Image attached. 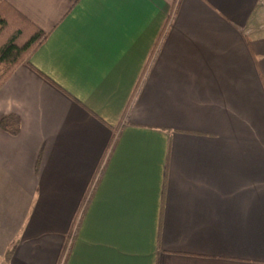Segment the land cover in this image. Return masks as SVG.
I'll list each match as a JSON object with an SVG mask.
<instances>
[{"label":"crops","instance_id":"0c3cea01","mask_svg":"<svg viewBox=\"0 0 264 264\" xmlns=\"http://www.w3.org/2000/svg\"><path fill=\"white\" fill-rule=\"evenodd\" d=\"M3 1L0 264H264V0Z\"/></svg>","mask_w":264,"mask_h":264},{"label":"trees","instance_id":"16d2710c","mask_svg":"<svg viewBox=\"0 0 264 264\" xmlns=\"http://www.w3.org/2000/svg\"><path fill=\"white\" fill-rule=\"evenodd\" d=\"M45 38L46 34L42 30L9 3L0 0V87ZM19 125V119L15 115H8L0 120V128L11 136L18 134ZM115 139H112V145ZM16 244L17 241H14L6 250L4 264H9Z\"/></svg>","mask_w":264,"mask_h":264},{"label":"built area","instance_id":"2783aa9c","mask_svg":"<svg viewBox=\"0 0 264 264\" xmlns=\"http://www.w3.org/2000/svg\"><path fill=\"white\" fill-rule=\"evenodd\" d=\"M263 18H264V10H263Z\"/></svg>","mask_w":264,"mask_h":264}]
</instances>
